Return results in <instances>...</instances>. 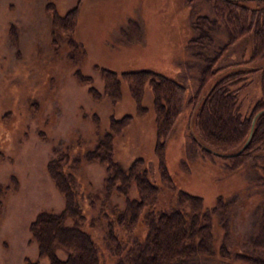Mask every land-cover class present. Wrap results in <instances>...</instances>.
<instances>
[{"label": "rangeland", "instance_id": "rangeland-1", "mask_svg": "<svg viewBox=\"0 0 264 264\" xmlns=\"http://www.w3.org/2000/svg\"><path fill=\"white\" fill-rule=\"evenodd\" d=\"M248 5H262L251 0ZM62 15L77 4L76 21L70 36L77 47L70 49L67 33L51 32L45 4ZM197 15L212 18L210 0H0V264H32L36 243L28 225L40 210H59L62 197L48 176L45 163L59 151L69 155L91 147L106 126L107 115L133 113V103L123 82L113 104L105 96L92 99L85 84L75 81V68L91 78L98 90L101 80L93 65L117 72L148 68L182 84V106L162 144L163 163L174 188L200 196L203 207H211L216 196L228 199V247L240 249L253 232L258 204L264 200V148L254 152L239 167L226 171L219 166L214 148L207 145L194 124V110L212 81L226 74L227 94L237 100L240 115L249 112L259 97L258 69L264 52L251 30L230 40L215 61V71L198 91L194 102H185L197 84L201 64L215 54L227 39L228 28L221 20L206 25L208 38L191 44L192 21ZM218 55V54H217ZM140 114L113 134V157L126 165L139 156L158 191L152 209L176 205L174 188L158 181L152 154L154 120L150 92L145 88ZM97 117V125L91 114ZM246 139L242 145L246 142ZM229 149L230 152L239 150ZM70 169L77 180V196L85 219L82 227L93 237L104 264H112L102 243L103 217L121 207L122 197L114 192L104 200L103 165L80 159ZM128 196L136 195L130 182ZM186 210V206H182ZM145 209V208H144ZM69 222V218H64ZM213 247L220 234L212 225ZM138 222L132 235L140 238ZM55 252H64L55 247ZM35 264H47L44 257ZM185 264H237L216 251L195 255Z\"/></svg>", "mask_w": 264, "mask_h": 264}, {"label": "trees", "instance_id": "trees-1", "mask_svg": "<svg viewBox=\"0 0 264 264\" xmlns=\"http://www.w3.org/2000/svg\"><path fill=\"white\" fill-rule=\"evenodd\" d=\"M210 1L212 18L207 15H197L194 18V34L190 37L189 45L200 44L203 39L208 38L204 27L212 25L215 20H221L227 26V39L219 44L214 55L207 56L201 64L194 91L185 98L190 107L203 83L212 77L215 61L230 40L249 30L264 35V4L248 5L247 2H252L251 0ZM45 8L49 12L51 32L67 33L68 47H77L70 36L76 21L77 4L62 15L54 11L51 2H47ZM255 43L260 46L257 54H263L264 39L261 40L256 35ZM93 68L101 80L100 90L90 83L88 74L77 68L72 72L75 81L86 85L85 90L92 99L97 100L105 95L112 104L119 99V85L123 82L133 103V113L119 116L109 113L106 126L97 134L91 147L72 155L64 149L46 161V172L62 197V206L59 210H40L29 222V236L36 243L37 253L32 264L40 257H44L47 264H104L96 242L82 227L85 216L77 196V180L70 169L63 168L66 164L72 168L80 159L95 160L103 165L104 200L111 192L122 197L121 207L113 209L111 215L101 212L102 243L113 257L112 264H185L200 252L215 251L237 264H264V200L258 204L257 218L250 237L240 249L232 250L228 247V199L224 200L221 195H217L211 207H203L200 196L174 188L170 180L163 163L162 144L182 106V84L148 68L124 69L119 72L96 65ZM228 80L229 76L224 74L212 81L194 110L193 118L200 138L216 150V153L211 154L203 149V154L218 157L221 169L232 171L253 157L255 151L264 148V64L258 69L260 95L245 115L236 111L237 100L232 94H227ZM145 88L151 96L154 120L152 154L156 161V175L161 184L174 188L176 202V205L155 209L149 206L155 200L158 185L151 179L142 158L136 156L126 165H121L113 157L111 144L113 134L129 122L133 114L146 110L142 105ZM91 117L97 125L95 114L92 113ZM246 137L247 140L242 145ZM240 145L242 147L239 150L228 152ZM130 182L134 184V197L127 194ZM183 205L186 210H183ZM66 217L69 222L64 219ZM213 221L220 229L216 248L213 247L211 231ZM138 222L143 225L140 238L132 235ZM55 247L64 252L63 256L56 254Z\"/></svg>", "mask_w": 264, "mask_h": 264}]
</instances>
